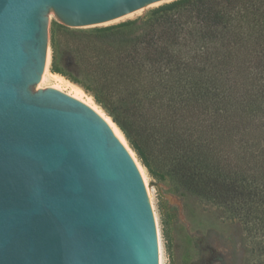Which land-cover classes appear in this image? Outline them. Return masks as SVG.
<instances>
[{"label":"trees","instance_id":"16d2710c","mask_svg":"<svg viewBox=\"0 0 264 264\" xmlns=\"http://www.w3.org/2000/svg\"><path fill=\"white\" fill-rule=\"evenodd\" d=\"M74 34L75 62L52 71L94 98L151 175L241 221L264 264V0H173ZM207 250L184 264L212 263Z\"/></svg>","mask_w":264,"mask_h":264},{"label":"water","instance_id":"95a60500","mask_svg":"<svg viewBox=\"0 0 264 264\" xmlns=\"http://www.w3.org/2000/svg\"><path fill=\"white\" fill-rule=\"evenodd\" d=\"M171 1L0 0V264H164L137 161L94 107L46 86L57 19L74 33Z\"/></svg>","mask_w":264,"mask_h":264},{"label":"rangeland","instance_id":"374dc122","mask_svg":"<svg viewBox=\"0 0 264 264\" xmlns=\"http://www.w3.org/2000/svg\"><path fill=\"white\" fill-rule=\"evenodd\" d=\"M126 17L129 20L133 19L129 15ZM56 30V41L52 46L49 60L51 77L46 88L60 87L61 91L68 93L72 90L70 83L79 85L62 74L54 73L51 68L53 61L64 70L71 67L72 62H75L72 48L77 38L59 19H57ZM55 74L65 80H59ZM84 92L91 96L85 90ZM135 156L142 166L151 192V200L164 244V264H171L168 246L170 241L178 264H184L186 259L196 260L200 247L208 248L206 260L208 263L212 262L210 264H220L217 262L218 258H223L226 264H254L253 244L241 221L230 218L222 208L216 205L177 193L170 182L151 175L136 153Z\"/></svg>","mask_w":264,"mask_h":264},{"label":"bare ground","instance_id":"6f19581e","mask_svg":"<svg viewBox=\"0 0 264 264\" xmlns=\"http://www.w3.org/2000/svg\"><path fill=\"white\" fill-rule=\"evenodd\" d=\"M127 16V15H126ZM56 77L59 78V80L63 81L65 80L63 77H61L60 75L55 74ZM60 81V82H61ZM67 81V80H66ZM69 82V81H68ZM70 83V82H69ZM72 86V90L68 91V94L86 102L87 104L91 105L92 107H94L100 114H102L106 120L108 121V123L111 125L112 129L114 130V132L116 133L117 137L126 145V147L128 148V150L130 151V153L132 154V156L135 158V160L137 161L141 171L143 172L142 166L140 165V163L138 162L135 153L133 152V150L130 148L124 134L122 133V131L119 129V127L113 122V120L102 110L100 109V107L96 104V102L93 100V98L91 96L86 95V93L84 92V90L82 88H80L79 86L70 83ZM57 89H60V87H57ZM146 178V177H145ZM147 181V180H146ZM148 185V183H147ZM149 188V186H148ZM150 192V189H149ZM150 196H151V192H150Z\"/></svg>","mask_w":264,"mask_h":264}]
</instances>
